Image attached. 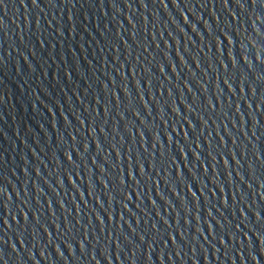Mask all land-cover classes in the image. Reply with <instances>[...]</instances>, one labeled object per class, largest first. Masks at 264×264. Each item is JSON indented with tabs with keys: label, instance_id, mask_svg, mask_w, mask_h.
I'll list each match as a JSON object with an SVG mask.
<instances>
[{
	"label": "water",
	"instance_id": "obj_1",
	"mask_svg": "<svg viewBox=\"0 0 264 264\" xmlns=\"http://www.w3.org/2000/svg\"><path fill=\"white\" fill-rule=\"evenodd\" d=\"M0 264H264V0H0Z\"/></svg>",
	"mask_w": 264,
	"mask_h": 264
}]
</instances>
